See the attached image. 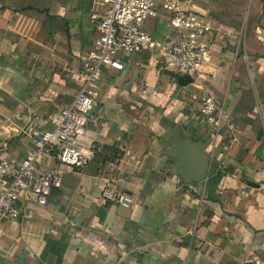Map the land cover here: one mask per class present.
Returning a JSON list of instances; mask_svg holds the SVG:
<instances>
[{
    "label": "crops",
    "instance_id": "1",
    "mask_svg": "<svg viewBox=\"0 0 264 264\" xmlns=\"http://www.w3.org/2000/svg\"><path fill=\"white\" fill-rule=\"evenodd\" d=\"M192 6L218 27L203 80L180 86L153 53L118 54L83 137L95 157L62 171L44 205L22 196L19 218L0 225V264H264V0ZM102 12L94 0H0V160L23 158L71 102ZM142 28L172 35L163 16ZM193 94L228 111L234 141L202 122ZM174 126L200 141L218 181L184 183L161 138ZM54 168L52 157L38 166ZM108 177L130 208L101 197Z\"/></svg>",
    "mask_w": 264,
    "mask_h": 264
},
{
    "label": "built area",
    "instance_id": "2",
    "mask_svg": "<svg viewBox=\"0 0 264 264\" xmlns=\"http://www.w3.org/2000/svg\"><path fill=\"white\" fill-rule=\"evenodd\" d=\"M103 8L91 15L94 35L81 69L75 74L77 93L71 102L51 117V129L33 134L31 148L21 159L0 160V225L19 218L22 196L44 205L52 189L60 186L61 172L79 173L92 162L96 148L83 137L98 98L102 71L123 69L120 53H153L161 67L180 76L201 81L210 60L212 36L217 24L196 13L192 0H94ZM163 16L172 35L157 39L142 25L150 18ZM218 39H222L218 36ZM202 122L216 135L225 134L234 141V123L228 111L209 94H193ZM54 158L57 168L41 172L40 163ZM101 197L115 206L130 208L131 197L119 191L111 177L105 178Z\"/></svg>",
    "mask_w": 264,
    "mask_h": 264
},
{
    "label": "water",
    "instance_id": "3",
    "mask_svg": "<svg viewBox=\"0 0 264 264\" xmlns=\"http://www.w3.org/2000/svg\"><path fill=\"white\" fill-rule=\"evenodd\" d=\"M180 86L193 83L188 75L171 73ZM165 154L177 169L185 184H195L213 176L217 165L202 148L200 141H193L182 135L178 126L167 128L161 136Z\"/></svg>",
    "mask_w": 264,
    "mask_h": 264
},
{
    "label": "trees",
    "instance_id": "4",
    "mask_svg": "<svg viewBox=\"0 0 264 264\" xmlns=\"http://www.w3.org/2000/svg\"><path fill=\"white\" fill-rule=\"evenodd\" d=\"M220 176H221V173H216L214 176H212V177L209 179V181H210V182H216V181L219 180Z\"/></svg>",
    "mask_w": 264,
    "mask_h": 264
}]
</instances>
